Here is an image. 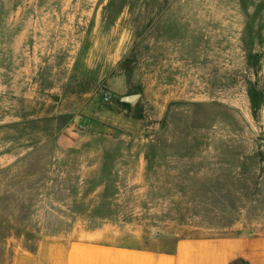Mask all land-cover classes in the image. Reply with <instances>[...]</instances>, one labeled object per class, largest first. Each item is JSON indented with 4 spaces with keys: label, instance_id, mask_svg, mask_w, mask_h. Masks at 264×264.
Listing matches in <instances>:
<instances>
[{
    "label": "rangeland",
    "instance_id": "374dc122",
    "mask_svg": "<svg viewBox=\"0 0 264 264\" xmlns=\"http://www.w3.org/2000/svg\"><path fill=\"white\" fill-rule=\"evenodd\" d=\"M248 229L264 0H0V264L44 236L166 251Z\"/></svg>",
    "mask_w": 264,
    "mask_h": 264
},
{
    "label": "crops",
    "instance_id": "0c3cea01",
    "mask_svg": "<svg viewBox=\"0 0 264 264\" xmlns=\"http://www.w3.org/2000/svg\"><path fill=\"white\" fill-rule=\"evenodd\" d=\"M6 264H264V232L180 238L171 250L102 243L95 236L42 237Z\"/></svg>",
    "mask_w": 264,
    "mask_h": 264
},
{
    "label": "water",
    "instance_id": "95a60500",
    "mask_svg": "<svg viewBox=\"0 0 264 264\" xmlns=\"http://www.w3.org/2000/svg\"><path fill=\"white\" fill-rule=\"evenodd\" d=\"M140 96L139 95H133V96H126L122 99L124 103L128 104H134L139 100Z\"/></svg>",
    "mask_w": 264,
    "mask_h": 264
}]
</instances>
